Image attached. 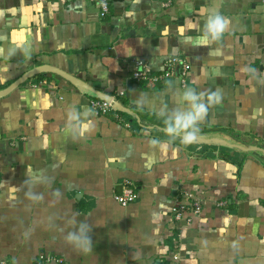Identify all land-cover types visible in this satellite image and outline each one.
Wrapping results in <instances>:
<instances>
[{"label": "crops", "instance_id": "crops-1", "mask_svg": "<svg viewBox=\"0 0 264 264\" xmlns=\"http://www.w3.org/2000/svg\"><path fill=\"white\" fill-rule=\"evenodd\" d=\"M110 1L101 18L91 0H0V91L48 65L124 93L121 119L93 113L83 134L69 113L99 97L58 73L0 96V262L264 264V152L250 150L264 148V0ZM216 12L230 27L209 44L201 36ZM176 55L190 63L187 86L179 74L133 79L135 60L159 71ZM186 87L222 99L195 142H169L156 113ZM126 179L140 196L122 206L114 195ZM185 192L203 201L190 224L172 215ZM72 221L92 226L91 252L65 242Z\"/></svg>", "mask_w": 264, "mask_h": 264}, {"label": "clouds", "instance_id": "clouds-1", "mask_svg": "<svg viewBox=\"0 0 264 264\" xmlns=\"http://www.w3.org/2000/svg\"><path fill=\"white\" fill-rule=\"evenodd\" d=\"M230 21L221 13L216 12L207 15L201 39L207 43H213L222 39L224 33L229 29ZM219 92H211L205 95L197 92L192 87H186L175 93V107L169 109L164 105L156 114L162 120L165 136L169 142L179 140L182 144H191L198 139L201 128L210 108L221 102ZM93 110L84 106L82 110L73 109L69 113V127L80 134L87 132L92 127L89 119ZM157 143V141H153ZM73 229L67 232L64 239L75 250L89 253L93 250L91 237L92 226L85 221H72Z\"/></svg>", "mask_w": 264, "mask_h": 264}, {"label": "built area", "instance_id": "built-area-1", "mask_svg": "<svg viewBox=\"0 0 264 264\" xmlns=\"http://www.w3.org/2000/svg\"><path fill=\"white\" fill-rule=\"evenodd\" d=\"M98 7L101 18H106L110 13L111 1L110 0H91ZM190 72L189 61L181 56L168 57L163 67L159 71H155L153 67L143 59L135 60V66L132 70V77L138 82H149L155 85H163L166 81L179 74L183 86H187ZM123 92H118L113 100L108 101L105 99L92 98L90 100V107L95 115L108 116L111 113L118 120L121 115L118 113L114 101L118 97L123 96ZM130 126L129 123H126ZM139 192L136 184L129 179H126L121 184V191L114 195V199L122 206H128L139 199ZM203 209V201L199 197L185 192L182 198L172 207L173 220L175 222L186 221L190 224L195 216L201 214ZM64 260L56 256H50L41 253L35 260L34 264H49V263H62ZM0 264H13L8 260H2Z\"/></svg>", "mask_w": 264, "mask_h": 264}, {"label": "water", "instance_id": "water-1", "mask_svg": "<svg viewBox=\"0 0 264 264\" xmlns=\"http://www.w3.org/2000/svg\"><path fill=\"white\" fill-rule=\"evenodd\" d=\"M42 73H58V74L64 76L65 78H67L68 80H70L71 82H73L75 85L88 88L92 93H94L97 97H99L101 99H105V100H108V101L113 100L112 96L95 89L94 87L89 85L87 82L83 81L82 79H80V78H78V77H76L74 75H71V74L65 72L64 70H61L60 68L53 67V66H48V65L32 69L31 71L26 73L21 79H19L14 85H12V87H10V89H8L6 91H0V96H4V95L8 94L12 90H14L16 87H18L21 84L25 83L30 78H32V77H34V76H36L38 74H42ZM114 104L116 105V107H120L121 106V103L118 100H115ZM212 141L215 142V143H219V144L222 143V144H225V145H231L226 140H223V139L214 138V139H212ZM233 146H235L237 148H241L242 147V148L246 149V147H243L241 145H236L235 144ZM254 149H258V150H261V151L264 152V148H261V147L250 148V150H254Z\"/></svg>", "mask_w": 264, "mask_h": 264}, {"label": "trees", "instance_id": "trees-1", "mask_svg": "<svg viewBox=\"0 0 264 264\" xmlns=\"http://www.w3.org/2000/svg\"><path fill=\"white\" fill-rule=\"evenodd\" d=\"M236 157L238 156V155H235Z\"/></svg>", "mask_w": 264, "mask_h": 264}]
</instances>
